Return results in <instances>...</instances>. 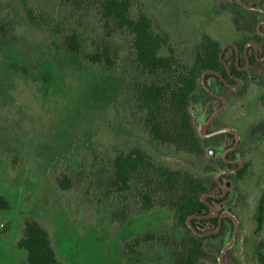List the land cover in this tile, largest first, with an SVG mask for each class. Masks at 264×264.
<instances>
[{"label": "rangeland", "instance_id": "rangeland-1", "mask_svg": "<svg viewBox=\"0 0 264 264\" xmlns=\"http://www.w3.org/2000/svg\"><path fill=\"white\" fill-rule=\"evenodd\" d=\"M236 1L133 0L132 13L141 9L166 40L165 50L173 48L182 62L208 35L224 47L228 67L234 52L226 38H233L228 41L233 44L254 35L251 18L243 16ZM252 5L260 29L264 5ZM74 29L85 53L105 45L113 64L70 56L62 40ZM131 40L114 22L106 25L97 0H0V197L5 202L0 209V264H26V252L17 242L27 219L37 220L49 233L64 264L172 263L180 232L171 229V212L160 208L142 213L133 191L129 217L113 222L114 202L104 195L115 154L131 145L130 94L151 80L137 70ZM255 49L260 65L247 60L239 86L229 84L223 90L210 77L202 85L212 96L201 91L189 106L204 138V158L192 163L193 168L208 179L210 204L232 217L208 239L207 257L200 264H218L235 228L223 264H257L255 247L264 243V223L257 231L252 219L264 192V45ZM235 54L239 62L237 49ZM232 131L239 143L229 153L236 140ZM152 145L157 164L162 155L175 153L171 146ZM226 156L230 166L222 163ZM173 161L185 163L177 157ZM237 162L238 170H244L240 176L234 171ZM67 177L75 187L62 191L56 181ZM200 219L192 232L208 236L215 227Z\"/></svg>", "mask_w": 264, "mask_h": 264}, {"label": "trees", "instance_id": "trees-1", "mask_svg": "<svg viewBox=\"0 0 264 264\" xmlns=\"http://www.w3.org/2000/svg\"><path fill=\"white\" fill-rule=\"evenodd\" d=\"M240 2L241 4L239 0L236 1V7L244 12L243 16L251 18L254 35L234 41L233 46L228 42L233 38H226V46L234 52V61L225 67L224 47L208 35L202 36L188 60L182 62L173 48L165 50V46L168 47L166 40L153 29L151 20L141 9L138 8L136 14L132 13L133 0H97L100 17L106 25L114 22L118 28L130 33L136 68L141 74L151 78L131 92L127 103L132 141L129 150H119L112 161L113 177L104 191L105 197L114 202L115 209L110 213V218L113 222H124L129 217V195L133 191L142 213L160 208L168 209L171 212V229L180 232L171 264H200L207 257L206 244L214 233L208 236L194 234L189 224L195 227L197 217L212 224L215 228L211 231L218 226V217H207V203L213 201L209 197L208 179L192 165L204 158L201 146L204 138L197 133L189 106L201 91L206 96H212L202 85L203 76L205 81L210 77L215 78V85L227 90V85H237L245 74L242 68L246 66L247 60L250 64L260 65L259 58L262 57L256 56L255 48L260 44L264 45V24L260 29L257 27L261 23L258 13L249 6H263L264 0ZM62 45L76 59L113 64L111 51L105 45L98 48L97 52L85 53L76 29L63 36ZM236 49L242 56L239 62L236 59ZM248 51L251 53L246 59ZM162 76L164 78L159 80ZM215 87H211L212 93L215 92ZM143 134L147 141L143 139ZM153 142L171 146L175 148V153L173 156L162 155V163L157 164ZM166 156L171 157V160ZM173 157L181 158L185 163L175 164ZM227 158L228 156L223 157L222 163L230 166L231 163L225 161ZM243 172L244 170H237L235 175L240 176ZM215 184L217 185L216 182ZM56 185L62 191L75 187L69 177L56 181ZM205 195H209L205 200L207 203L202 201ZM4 208V199L0 197V209ZM222 219L221 231L225 222H230L227 217ZM252 219L259 231L264 223V192L255 205ZM17 246L26 252L27 264H64L54 250L49 233L37 220L24 221L23 237L18 240ZM255 254L257 264H264L262 241L256 245Z\"/></svg>", "mask_w": 264, "mask_h": 264}, {"label": "water", "instance_id": "water-1", "mask_svg": "<svg viewBox=\"0 0 264 264\" xmlns=\"http://www.w3.org/2000/svg\"><path fill=\"white\" fill-rule=\"evenodd\" d=\"M231 45L233 46V44H231ZM223 50H224V49H223ZM222 54H223V51L220 53V59H222ZM223 64L225 65V67H227V63H226L225 61H223ZM246 66H247V65H246ZM202 81H203V84H204V76H203V78H202ZM239 85H240V82L238 81L237 86H239ZM224 104H225V102L223 101V106H224ZM206 128H207V124L204 125V127H203L202 130H201V135L204 136V137L208 136V135L205 134V129H206ZM232 132L235 134L236 140H235V144H234L233 148L231 149V151L234 150V149L237 147L238 143H239V137H238V135H237L234 131H232ZM237 165H238V168H237L236 170H234V171H237V170L240 168L241 163H240V162H237ZM234 171H230V172H234ZM227 172H229V171H225L223 174H225V173H227ZM216 183H217V185H218L220 188H222V185H221V183H220L219 180L216 179ZM223 194H224V193H223ZM207 196H208V195H205V196L202 197V201H203L204 203H207V202H205ZM207 205H208V207H209V214L207 215V217H208V218H213V217L218 216V226H217V228H216L215 230H213V231H210V233H217V232L219 231L220 227H221V221H222V218H223V217H230V218H232V217H231V215H230L229 213H227V212H222V213L219 214L218 211H217V209H216L212 204L207 203ZM189 228H190L193 232H196L195 229H194V227H192L190 224H189ZM235 230H236V228H235ZM235 230H234V232H233V235H232V239H231L230 244H229V245H228V246H227V247L221 252L220 257H219V259H218V264H223V256H224V252H225V251H226V250L232 245V243H233V241H234V238H235Z\"/></svg>", "mask_w": 264, "mask_h": 264}, {"label": "flooded vegetation", "instance_id": "flooded-vegetation-1", "mask_svg": "<svg viewBox=\"0 0 264 264\" xmlns=\"http://www.w3.org/2000/svg\"><path fill=\"white\" fill-rule=\"evenodd\" d=\"M244 70V68H242ZM229 164H230V161H229ZM232 164V163H231Z\"/></svg>", "mask_w": 264, "mask_h": 264}, {"label": "crops", "instance_id": "crops-1", "mask_svg": "<svg viewBox=\"0 0 264 264\" xmlns=\"http://www.w3.org/2000/svg\"><path fill=\"white\" fill-rule=\"evenodd\" d=\"M26 264H27V259H26Z\"/></svg>", "mask_w": 264, "mask_h": 264}]
</instances>
